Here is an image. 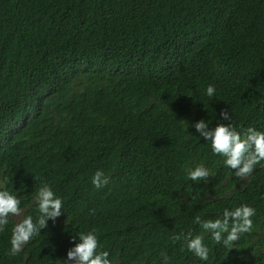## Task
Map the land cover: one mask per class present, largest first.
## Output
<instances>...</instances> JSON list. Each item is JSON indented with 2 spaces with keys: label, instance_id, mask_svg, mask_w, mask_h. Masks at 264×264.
Returning a JSON list of instances; mask_svg holds the SVG:
<instances>
[{
  "label": "trees",
  "instance_id": "obj_1",
  "mask_svg": "<svg viewBox=\"0 0 264 264\" xmlns=\"http://www.w3.org/2000/svg\"><path fill=\"white\" fill-rule=\"evenodd\" d=\"M201 119L264 131V0H0V188L21 202L0 264H59L88 231L111 264H264V161L237 176ZM197 166L207 178H187ZM43 185L62 215L12 256ZM240 205L255 212L235 241L195 222Z\"/></svg>",
  "mask_w": 264,
  "mask_h": 264
},
{
  "label": "clouds",
  "instance_id": "obj_2",
  "mask_svg": "<svg viewBox=\"0 0 264 264\" xmlns=\"http://www.w3.org/2000/svg\"><path fill=\"white\" fill-rule=\"evenodd\" d=\"M215 87L208 85L205 94L213 97ZM220 116L224 121L230 120V113L221 110ZM195 129L199 137L210 142L213 153L224 157V164L235 169L237 176L243 177L253 171L255 165L264 161V131L249 127L247 130L238 131L230 123H221L210 128L206 120H199L195 123ZM208 171L202 166H197L187 171V178L197 181L207 178ZM95 188L100 189L109 183V177L103 170H97L91 177ZM35 201L39 216L35 220L26 215L20 222L15 223L11 230L10 254L16 256L20 253L22 246L27 244L41 229L47 227L49 219H55L62 215V199L57 196L48 185H43L35 195ZM20 200L4 188H0V230L9 224V216L19 215ZM254 208L248 205H240L233 210L225 209L222 219L201 220L199 216L195 222L212 233L213 239L220 243L223 234L227 233L224 243L235 241L238 234L247 232L252 227L251 217L254 215ZM187 249L202 260L208 259V249L204 245L202 237L191 234L185 237ZM77 241V237H73ZM98 238L94 231L80 233L78 242L68 249L65 262L71 261L74 264H111L107 251H98ZM162 264H168V258L164 257Z\"/></svg>",
  "mask_w": 264,
  "mask_h": 264
},
{
  "label": "rangeland",
  "instance_id": "obj_3",
  "mask_svg": "<svg viewBox=\"0 0 264 264\" xmlns=\"http://www.w3.org/2000/svg\"><path fill=\"white\" fill-rule=\"evenodd\" d=\"M19 216H20V214L16 215V217H19ZM59 264H74V262H71V261L65 262V261H63V262H61Z\"/></svg>",
  "mask_w": 264,
  "mask_h": 264
}]
</instances>
